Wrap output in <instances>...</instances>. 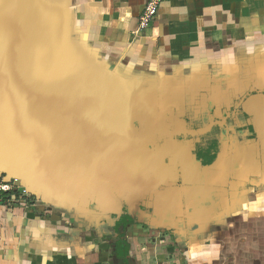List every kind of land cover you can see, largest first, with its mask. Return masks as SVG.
<instances>
[{"label":"crops","instance_id":"1","mask_svg":"<svg viewBox=\"0 0 264 264\" xmlns=\"http://www.w3.org/2000/svg\"><path fill=\"white\" fill-rule=\"evenodd\" d=\"M44 1L56 11L58 88L76 99V93L90 96L106 120L121 115L123 133L138 131L139 122L152 124L153 131L167 118L169 129L179 126V133H248L232 144L227 136L215 138L219 156L205 166L204 159L187 154L186 136L169 138L174 166L168 158L160 165L161 150L146 158L137 152L135 169L128 164L123 173L137 193L122 192L119 200L135 202L129 209L144 218L141 223L150 219L173 234L181 255L171 251L174 264H264L220 253L227 229L235 228L223 227L229 217L220 210L226 186L237 188L243 164L253 174L261 171L249 183L264 185V0H164L145 28L141 17L150 0ZM74 178L70 183L77 185ZM99 195L105 196L94 192L77 205L73 196H58L54 206L25 198L0 208V264H115L102 256L108 246L96 231L109 212L91 205Z\"/></svg>","mask_w":264,"mask_h":264},{"label":"water","instance_id":"2","mask_svg":"<svg viewBox=\"0 0 264 264\" xmlns=\"http://www.w3.org/2000/svg\"><path fill=\"white\" fill-rule=\"evenodd\" d=\"M53 8L52 3L44 0H0V175L18 187L26 186L31 195L44 198L50 203L56 201L58 196L68 199L73 196L77 205L80 198L86 201L89 199L88 195L92 198L94 192H100L105 195H101L103 198L100 197L99 202L104 206V210L121 214L123 205L118 203L120 193L127 192L129 196L133 195L131 192L134 195L137 193L133 191L137 189L136 186L127 184L123 173L128 164L135 169L139 145H116L109 140L114 131L122 130L112 120L101 116L96 101L88 106H91L94 120L102 126L101 131L84 128L82 124H87L76 120L68 127L67 133H62L61 130L65 127L59 123L64 119L74 120V117L63 116L50 94L63 102L66 101L65 104L71 107H74L71 100H76L75 108H79V105L82 108L90 96L83 97L82 93H76L75 97L79 96L76 99L58 88L63 81L57 76V73H60V58L56 53L58 43L54 37L57 26L54 25L56 19L53 17L56 11ZM28 30L32 33H28ZM21 36L25 40H21ZM27 41L29 43L26 44ZM18 78L21 79L20 83H17ZM66 81L64 80V83ZM23 82L28 84L29 89L36 87V95L29 101L21 97L24 103L11 95L13 89L17 95L25 93ZM44 95L47 96L46 100L42 97ZM31 106L37 110L44 107L45 111L36 112ZM108 113L111 118L115 116L111 112ZM123 134L138 137L141 133L133 131ZM201 134L203 133H182L174 136ZM156 135L168 137L157 133L147 141ZM96 140L98 143L95 145ZM103 153L105 160L101 161L99 157ZM187 154H190V151ZM162 155L164 157V154ZM167 156L173 166L178 163L177 156ZM148 160L146 159L145 163H148ZM62 167L69 170L57 178L46 173V168ZM71 176H75L74 179L83 177L81 183H70ZM135 177L132 174V178ZM159 181L162 183L161 179ZM156 182L157 180L155 186L149 188L150 194L158 186L159 182ZM85 187L90 192L88 195H85ZM108 193L111 196H107ZM83 199L81 200L84 201ZM124 204L131 208L135 202L126 200Z\"/></svg>","mask_w":264,"mask_h":264},{"label":"rangeland","instance_id":"3","mask_svg":"<svg viewBox=\"0 0 264 264\" xmlns=\"http://www.w3.org/2000/svg\"><path fill=\"white\" fill-rule=\"evenodd\" d=\"M130 109L131 108H129V110ZM131 111L133 110L131 109ZM120 120H123L121 115H119L117 119H114L112 121L116 126L119 127V124L121 123ZM163 120L158 123H160L161 125H164V123L168 124L169 126L172 125V122L169 118L166 119L167 121ZM197 126L198 125L194 127ZM247 127L248 126H245V129H247ZM150 129L151 127L147 128L139 122V133H141V131L143 130L147 131ZM218 131V128H215L213 132H209L207 134L187 135L185 139H187V145L190 148V154H193L195 156L197 155L198 157L200 154H198V151H200V147L208 146L209 143L215 138L220 137L219 140H221V136L223 135L229 137L230 144H232V142L234 141L233 139H235V143L236 140L239 141L240 136L248 135V133H219ZM155 137L156 140L154 142L149 141V144L139 146V153L145 156V158L147 157L148 152L152 150L157 152L158 150L164 151V157L166 158L169 157L167 155H173L168 151L169 138L165 137L164 135H156ZM183 137L184 136H178L177 140L183 141ZM233 148L229 149L228 153H233V150H238L237 145ZM185 151L187 150H184L183 153H185ZM181 154L175 155L181 156ZM218 154L219 152L217 153V155ZM159 156H161L162 161L164 162L163 155L159 154ZM181 157L182 159H184V155ZM160 163L162 165V162ZM242 166L244 169L238 175L239 185L237 186V188L233 190L230 186L227 185L223 192V202L221 205L222 207H220L222 209L220 210H224L225 215L229 216L225 219L226 221L223 227L227 228L228 225H230V227L235 228L231 233H228L227 229V233L226 235H224L225 239L221 240L222 242L220 243V249L222 247V251H220V253H222L221 256L242 257L247 261H262L264 259V185L257 187L249 183V179L253 177L257 178V175H261V171L254 172L253 174V172H249L244 164ZM255 168H257L258 170V167ZM68 170V168L64 167L46 168V173L57 178L58 176L62 175L64 171L65 173L68 172ZM82 178L78 179V183H81ZM258 185H260L259 182ZM20 189H22V192H16L19 204L21 203V199L25 200V198L28 200L29 198H31L34 200V202L39 201L40 198L38 199L34 195H31L26 186L20 187ZM84 190L86 191L85 195H88L90 193L89 190L87 191V187H85ZM23 195L25 196L23 197ZM87 197L90 198L89 195ZM100 197L102 198V196L99 195L97 196V198H95V200L92 199L91 205H100L98 204L99 201H101ZM63 200L68 201L66 198H64ZM118 203H122L123 205L125 201L119 200ZM54 205L55 202L52 203L51 206ZM124 205L125 206H123V211L121 214H118V212H105L107 214L104 215V217H100V219L102 218V224L99 226V229H96V231H102L101 243H104L108 246L107 252L102 253V256H105V258H108L109 261L114 262L115 264H121L123 261L120 257H118L117 249L120 244H123L124 247L126 246V244H128L130 247L129 255L126 258L128 264H174L173 258L169 257L170 253H172L171 251L175 250V256L177 257L180 255V251L177 250L176 245L174 244L175 237L173 236V234H170L167 229H164V231H162V229L160 230V228H158L159 226H157V223L155 224L154 222H151L150 219L146 220L148 221L146 222L147 224H144V222L141 223L144 218H141L139 215L133 214V209L130 210L129 206H127L126 204ZM223 206L225 207L224 209ZM143 212L146 211L143 209ZM127 213L128 217L132 218V223L127 228L122 226L119 229H116L113 225H111L112 221H114L115 223V221L120 220L122 216H127ZM140 215L144 216V214ZM136 224L141 225L142 227H140V230H138L140 232L141 230L142 232L144 230L146 234L140 233L139 231L135 230L136 228H134V226ZM96 231V237L97 239H99V234L96 233ZM223 247L226 248H224L223 250ZM168 248H171L173 250H168Z\"/></svg>","mask_w":264,"mask_h":264},{"label":"bare ground","instance_id":"4","mask_svg":"<svg viewBox=\"0 0 264 264\" xmlns=\"http://www.w3.org/2000/svg\"><path fill=\"white\" fill-rule=\"evenodd\" d=\"M28 33H32V31L31 30H28ZM20 39L21 40H25L24 37H22ZM21 40H19V42ZM27 43H29V41H27L26 44ZM22 69H24V67H22ZM20 74L23 75V73H21V72H20ZM20 80L21 79L18 78L17 83L18 82L20 83L21 82ZM23 83H24V90H26V91H24L25 93H22V94L20 93V94L17 95L16 92H15V89H13V92H11V95L13 97L17 98L18 100H21L22 102H23V100H22L21 97H23V98L27 99V101H29L33 96L36 95V92H35L36 91V87L35 86H33V88L29 89L28 84L26 82H23ZM13 85L15 86V84H13ZM29 85H31V83ZM50 96H51L52 99L55 100V104L57 102L58 108L60 110V113L63 116L64 115H72L74 117V120H72V119H64L63 121H61L59 123L63 127H65L64 129L61 130L62 133H67L68 132V127L72 123L76 122V120L80 121L81 123L87 124V126H84L82 124V126L84 128H89V129L94 130V131H101L102 130L101 129L102 126L99 123H97L98 121H95L94 118L92 117V110L90 109L91 106H88V104L90 103V101H88L86 104H84V106H82V108H81V105H79V108H75V106L77 105V103H76V105L74 107H71L70 105L65 104L66 101L63 102L62 100L57 99V97L54 98L51 94H50ZM58 96L61 97V95H58ZM42 97H43L44 100L47 99V96L46 95H44ZM25 106L27 107L28 105H25ZM97 107H100V106L98 105ZM31 108L34 109V110H37V108L34 107V106H31ZM39 110H40V112H44L45 111V108L44 107H40ZM39 110H37L36 112H38ZM38 115H40V114L38 113ZM174 125L176 126L177 124H174ZM169 127L170 126L168 124H165L164 123V125H161L160 123H158V124H156L154 126V130L153 131L151 130L152 129L151 128L149 131L147 130L148 132L146 131V133H143L142 135H140L138 137H129V136L123 134L122 131L121 132L120 131H118V132L116 131L117 133L114 131V133L112 132L113 134H112V136H110L111 139H109V140L112 141L116 145L117 144H124L126 146H129V145H133V144L134 145H139V142L142 139L144 140L145 138L146 139H145L144 143H147V140L149 138L153 137L157 133H163V134H165L168 137L170 136L171 138H173L174 135L182 134V133H179L180 131H182L179 126H176L177 127L176 129H174L173 127L169 129ZM96 142H98V141L96 140Z\"/></svg>","mask_w":264,"mask_h":264},{"label":"built area","instance_id":"5","mask_svg":"<svg viewBox=\"0 0 264 264\" xmlns=\"http://www.w3.org/2000/svg\"><path fill=\"white\" fill-rule=\"evenodd\" d=\"M163 1L164 0H150L149 1L147 8L145 9V12L141 17L140 26L142 28L147 27L155 19ZM21 190L22 189L16 186L14 182L7 180L5 176L0 175V208L18 204L19 200L17 198L16 192L21 191ZM24 196L25 195H23V197Z\"/></svg>","mask_w":264,"mask_h":264},{"label":"trees","instance_id":"6","mask_svg":"<svg viewBox=\"0 0 264 264\" xmlns=\"http://www.w3.org/2000/svg\"><path fill=\"white\" fill-rule=\"evenodd\" d=\"M199 156L200 157L201 156L202 157L205 156V160L203 162L205 165H209L210 160L212 161V159L215 158V156H212L210 152H208L207 154H201ZM29 200H31V202H34V200L31 199V198ZM131 223H132V219L130 217L126 216V217H123L120 220L119 227H122L123 226V227L127 228ZM129 248L130 247H129L128 244H126L125 247L123 246V244H120L119 247H118V249H117V255L123 261L121 264H128L127 261H126V258L129 255V250H130Z\"/></svg>","mask_w":264,"mask_h":264},{"label":"flooded vegetation","instance_id":"7","mask_svg":"<svg viewBox=\"0 0 264 264\" xmlns=\"http://www.w3.org/2000/svg\"><path fill=\"white\" fill-rule=\"evenodd\" d=\"M218 151V147H217V142L215 141V139H213L210 143H209V145L208 146H204V147H200V151H198V154L199 155H201V154H207L208 152H210L211 153V155H214V156H216V152ZM200 157V156H199ZM201 158L202 159H204L205 160V156H201ZM116 217V216H115ZM125 217V216H124ZM122 218H123V216H122ZM121 218V219H122ZM131 218V217H130ZM120 219V220H121ZM132 219V218H131ZM120 220H116L115 221V224H114V227L116 228V229H119L120 227H119V223H120Z\"/></svg>","mask_w":264,"mask_h":264}]
</instances>
